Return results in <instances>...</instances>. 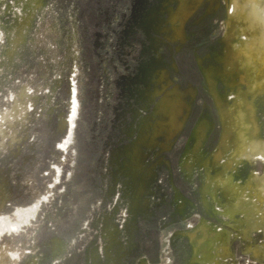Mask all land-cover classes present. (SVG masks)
Segmentation results:
<instances>
[{
	"label": "rangeland",
	"instance_id": "rangeland-1",
	"mask_svg": "<svg viewBox=\"0 0 264 264\" xmlns=\"http://www.w3.org/2000/svg\"><path fill=\"white\" fill-rule=\"evenodd\" d=\"M233 1L205 0L180 25L181 45L170 19L179 0H0V264H71L72 251L73 264H264L263 152L224 170L229 135L239 131L264 151V94L253 97L257 82L248 84L258 64L227 71V48L252 43L244 17L229 12ZM237 1L249 13L250 3ZM199 69L216 82L231 122L201 90ZM162 71L185 95V131L201 121L187 144L185 131L169 137L167 120L151 136L163 118L155 109L166 94L151 97ZM251 110L253 138L244 121ZM201 130L208 134L196 150ZM207 167L212 179L242 186L240 204L207 186ZM203 226L208 246L194 254L182 234Z\"/></svg>",
	"mask_w": 264,
	"mask_h": 264
},
{
	"label": "bare ground",
	"instance_id": "bare-ground-1",
	"mask_svg": "<svg viewBox=\"0 0 264 264\" xmlns=\"http://www.w3.org/2000/svg\"><path fill=\"white\" fill-rule=\"evenodd\" d=\"M198 1L203 3L204 0H198ZM245 1L250 3L249 13H247L245 11V4L243 6L239 5V2L237 0H234L232 2V6L230 7L231 10H229V12L231 14L233 13L235 16H237L239 18L244 17L243 22L246 23V26L244 29H247V34L249 36V40H251L252 43H251L250 47L247 49H245V47L238 49L236 47L233 48L230 46L227 48V50H226V54L228 55L227 71L231 67L236 68V66L242 65L248 61L250 63L249 66H251V68H252L251 60L253 59L255 64L257 63L258 66L255 68L253 67V70H250V71L255 70L256 74L254 73L252 75L251 72L248 71V73L251 75L248 84L252 85L254 83V81L257 82V83H255V85H253V87L255 89L254 93H253V97H257L259 95L264 94V6H263L264 1L263 0H245ZM237 7H240L239 8L240 11H237ZM251 29H252V33L250 32ZM229 35H230V37L235 36L233 33H230ZM257 53H258V55H261L263 57L262 60H258L259 56L257 55ZM255 55H257L256 60L254 59ZM206 77H207V81L209 83H212V85H211L212 95H213V98H214L218 108H219L220 113L222 114L224 123H226L228 120L231 122V120L229 118L226 119V115H225L226 109L223 108V106H221L220 98H219L218 91H217L216 82L214 81V79L212 78V76L210 74L207 75V73H206ZM247 79L248 78L245 75H243L241 77V81H243V82H246L245 80H247ZM246 107L248 109L249 108L251 109L249 102H247ZM234 118H235V120L233 122L234 126H236V124L240 125V122L236 121L239 118H237L236 116ZM244 121H247L248 122L247 124L251 125L250 131L246 132L247 136L252 137V138L257 136V134L259 132V125L257 124V122L254 118V111L250 112L248 114L247 120L244 119ZM201 128H202V126H201V124H199V126L197 127L196 130H199ZM205 137H206L205 130H201L200 133L198 134V138L195 140L196 141V143H195L196 144V150H198L200 148V146L203 145ZM226 137L227 136L224 134L223 139H222V141L219 145V148L217 150V153L215 154L216 164H218L220 162V160L224 157V154L227 152L228 146L226 145ZM231 139H235L233 142L234 143L233 144L234 150H232L233 153L231 154V156H229L228 160L225 161L224 170L232 169L234 163L238 161L237 159L240 156H242V158H246L247 160H251V159H254V156H256L257 152L260 150L261 152H263L261 154L264 157V151L262 149H258V148H263V146L257 145L254 142L251 143V142L247 141L246 139H242V136L240 135L239 131H238V135L237 134L236 135H229V140H231ZM246 153H249V154L246 156H243V154H246ZM196 161H198V160H196ZM190 166H191V164H188L186 167V170L189 169ZM207 172H208V178H209L208 179L209 182H208L207 186L211 185V181L214 182V184H216L218 186H223L225 188V194H227V195H229V194L233 195L234 194V196L237 199V204L241 203V201H242L241 199L243 197L241 192H239L240 189H242L241 185H237L236 183H233L230 178H227L225 176L218 175L215 179H212V174L210 173V168H208V167H207ZM209 188L210 187H208V189ZM252 193H250V194H252ZM260 199L262 200V197H259V200ZM204 200L207 203L205 193H204ZM263 202H264V200H263ZM263 214L264 213H262V215ZM182 235L188 238L190 244L193 246L194 254H196L199 250H205L208 246L207 239L209 240L210 234L207 232L205 226H203V227H201L198 230H195L193 232H191V231L185 232ZM221 246H223V245H221ZM142 264H149V263L143 262Z\"/></svg>",
	"mask_w": 264,
	"mask_h": 264
},
{
	"label": "flooded vegetation",
	"instance_id": "flooded-vegetation-1",
	"mask_svg": "<svg viewBox=\"0 0 264 264\" xmlns=\"http://www.w3.org/2000/svg\"><path fill=\"white\" fill-rule=\"evenodd\" d=\"M204 1H203V3H204ZM178 3H179V9H180L179 14H177V15L172 14L171 18H170L171 22L175 23L174 31H173L174 32V36H173L172 39H173V42H175V43H178L179 41H177V39H180L181 40V45H184V44H186V41H185V38H184V36L182 34V29H181L180 25H183V24H186V23L188 24L190 19L193 16H195V14L201 9L203 3L199 2L198 0H179ZM196 65H197V67L200 66L198 62H196ZM199 72H200L201 78L204 81V85L201 88V90L202 91L205 90V92L210 96V98L214 100L213 95H212V87H211L212 83H209L207 81L206 72L203 73L202 69H199ZM207 75H209V74L207 73ZM156 82L157 83H161L162 84V88H156L151 97L154 99V98H156L158 96L159 97H163L164 94H166V95L158 103V105H157V107L155 109V115L163 117V118L159 119L158 121H156L157 123H156L155 128H153L152 131H151V136L154 139H158L160 137L161 133H160V130L158 129L157 125L158 126H163L162 122L167 120L168 130H169L168 132H169V135H170L169 137L173 138L176 135L180 134V132H184L185 131L184 128H185L186 124H184V122H182L180 120L183 116H185V113H186L185 111L188 108L187 105L185 104L184 98H183V97H185V95L181 94L182 92L179 90L177 84H175V85L171 84L172 83L171 80H169L165 76V72H163V71L159 74V78L157 79ZM171 88H173V89L175 88V89L172 92L168 91ZM188 89H190V88H188ZM189 93H187V94L190 96L192 93H190V94ZM196 96L197 95L195 94V97ZM195 97H193V98H195ZM187 112H190V109L187 110ZM200 123H201V121H200V119H198L196 121V123H195V126L192 128V130L190 132H189V130L187 128V131H185V133H184V137L187 136L186 137V144H187V142L189 140H191V138H192L191 136L194 134V132L196 131V129L199 126ZM207 134H208V131L206 132V135ZM132 137H130V138H132ZM143 141H144V137L141 135L136 140L135 145L132 147L133 152L137 153V151L139 149V146L142 144ZM186 144H185V146H186ZM80 148H81V146H80ZM78 151H79V154L81 156L82 149H78ZM184 152H185V149H184ZM134 159H135V163L134 164H136V161H137L136 157H134ZM178 170H179L178 174L181 176L183 182H190L191 181V176L193 174H190V175L187 174L183 170L182 165H180L178 167ZM132 175H133V178L137 177V173L135 171H132ZM179 189L180 188L177 187L175 191H179ZM144 193H145V189H143L142 186L140 184H138V186L134 190L135 198L140 200L139 197L143 196ZM173 193H175L174 190H173ZM173 198L176 201L175 195H173ZM72 252H73L72 253V258H70V260H69V261L72 260L71 264H73L74 260H76V259L78 260V255H76L74 253V251H72ZM142 259L143 260H141L139 262V264H142L143 262L149 263V260H148L147 257H142ZM77 260H76V262H77Z\"/></svg>",
	"mask_w": 264,
	"mask_h": 264
},
{
	"label": "water",
	"instance_id": "water-1",
	"mask_svg": "<svg viewBox=\"0 0 264 264\" xmlns=\"http://www.w3.org/2000/svg\"><path fill=\"white\" fill-rule=\"evenodd\" d=\"M192 137V136H191Z\"/></svg>",
	"mask_w": 264,
	"mask_h": 264
}]
</instances>
